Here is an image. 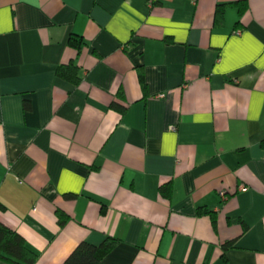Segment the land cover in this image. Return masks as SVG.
Wrapping results in <instances>:
<instances>
[{"label": "crops", "instance_id": "crops-1", "mask_svg": "<svg viewBox=\"0 0 264 264\" xmlns=\"http://www.w3.org/2000/svg\"><path fill=\"white\" fill-rule=\"evenodd\" d=\"M0 204L35 264H264V0H0Z\"/></svg>", "mask_w": 264, "mask_h": 264}, {"label": "trees", "instance_id": "trees-1", "mask_svg": "<svg viewBox=\"0 0 264 264\" xmlns=\"http://www.w3.org/2000/svg\"><path fill=\"white\" fill-rule=\"evenodd\" d=\"M229 5V4H228ZM228 5H217L214 12V26H220L223 21V12ZM237 7V13L241 15L246 9V2L241 1L233 4ZM81 38L71 35L68 39L70 47L79 50ZM58 77H62L72 83L79 81L78 68L73 64L61 65L56 69ZM139 79L143 86V77L139 73ZM111 107L118 109L112 103ZM121 112L124 109H119ZM160 194L163 197H169L170 187L164 185L160 187ZM4 207L0 204V211ZM59 226H63L68 218L62 212H56ZM212 223L214 224V216L210 215ZM117 240L112 237H106L100 245H91L86 242L78 243L67 257L60 264H98L114 247ZM39 254L32 250L25 242L24 238L16 231L0 224V260L8 264H35Z\"/></svg>", "mask_w": 264, "mask_h": 264}, {"label": "built area", "instance_id": "built-area-1", "mask_svg": "<svg viewBox=\"0 0 264 264\" xmlns=\"http://www.w3.org/2000/svg\"><path fill=\"white\" fill-rule=\"evenodd\" d=\"M239 32H237L236 34H238Z\"/></svg>", "mask_w": 264, "mask_h": 264}]
</instances>
